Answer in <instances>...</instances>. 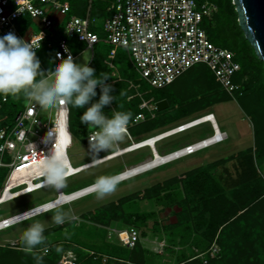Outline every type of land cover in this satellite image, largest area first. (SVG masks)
<instances>
[{"label": "rangeland", "instance_id": "rangeland-1", "mask_svg": "<svg viewBox=\"0 0 264 264\" xmlns=\"http://www.w3.org/2000/svg\"><path fill=\"white\" fill-rule=\"evenodd\" d=\"M202 1L212 2L211 0ZM202 1L198 0L199 3ZM25 29V26L21 27L22 32H24ZM47 31L50 32L49 29ZM211 35L213 36V42L217 45L224 43V41L229 42V46L238 52L242 64L254 70L248 72L250 76L249 83H251V91L256 90L259 94V105L256 107V110L247 108L249 106V95L242 96L236 93L235 96L232 97L229 96L227 92H222L223 94L220 93V102L218 104L205 106L195 112V117L209 112L214 113L220 128L228 133L229 137L225 142L201 150L185 158L163 164L164 166L161 165L151 171L122 181L117 186V190L114 193L106 196L102 200L97 199L94 193L59 207L71 217V220L62 226H56L52 222L55 208L53 212L49 211L34 217V219L26 220L8 229L2 230L0 231V245H8L10 247L21 246L20 238L23 231L31 223L39 221L45 225V236L48 240L47 246H51L57 242L70 241L89 248L88 250H97L123 258H129L131 254L130 248L117 246L116 249L111 247L112 245H117L116 243H118V240L116 239L117 236L109 231L112 232V230L119 227V225L114 224L110 227H108V225L104 226V224L98 220L96 210L103 205L111 202H118L120 199L130 195L136 193L143 194L146 189L170 179V186L156 193L157 195L155 197L144 198L141 195L137 199L129 200L123 204L125 212L128 216L132 217V224L140 233V243L143 246L146 264H179L181 261L193 256V254L197 255L201 249H205L204 247H200L203 245L207 248V253L203 252L205 254L199 258L202 259L205 264V260H208L209 256L212 257L211 254L215 253V250H218L219 253L221 247L219 241H217L218 232L216 233V229L214 232L211 231L215 228L216 223L219 224L227 217L226 215L220 214L221 212L219 210L221 208H226L228 210V216H232L233 214L236 215L240 209L245 207L248 208L250 204L255 201L256 194L261 191L263 186L257 181V178L252 175L251 169L247 166L248 164L243 165L242 160H239V158L228 160L224 163H222V161L219 162V165L211 170V174L215 177L213 185V187H215V191L213 192L215 201L212 203L213 207H211V210L213 211V216L211 217L208 209L203 206L205 203L204 198L200 193L196 192L197 188L195 187L194 189L193 185L190 183L195 178L194 174L196 172L193 169L207 166L214 161L229 157L233 154H238L248 148H256L255 133L258 139L256 146L258 147L259 154L257 164L264 168V72L260 66L261 60L257 57L253 48L251 46L249 47L243 40L241 33H236L226 25L220 24L217 29L212 31ZM121 49L122 48H115L110 44L101 42V44H97L94 52L98 54L97 59L99 60V65H104L106 67L105 71L107 74L112 71V76L113 74H115L116 77L120 76L129 87L136 90L137 94L139 92L143 94L148 93V90L143 84H146V82L141 79L139 73L130 64V58L116 54V52H119ZM73 51L75 54L78 53L76 47H73ZM125 51L129 56L128 51ZM94 52L91 49L84 50L77 55L74 61L79 63L87 62L88 65H90L94 59ZM36 55L40 60L41 70L45 72L46 76L50 77L51 74L49 76L48 72H51V66H54L56 62L52 57L53 51L46 52L43 58H41L37 52ZM110 62L113 63V68L109 66ZM259 72H261V74ZM204 74L205 78H208V84L217 85L210 71H205ZM10 97L12 100L20 102L16 112L23 109L29 102L23 94ZM197 99L198 102L203 104H205L207 100L199 96ZM148 102L152 106L155 105L153 101ZM178 107L179 106H176L174 107L175 109L173 108V110L171 109L170 111L173 113L176 109L178 110ZM110 108L113 113L117 112L116 105H112ZM43 110L45 111V116H43V118L46 119V116L49 114V109ZM74 110L76 112V120H78L85 108H74ZM7 120V110L5 108L1 109L0 126ZM185 120L186 119L179 122H172L169 125L150 132L144 130L145 127H148V124H146L147 121H143L136 126L133 125L131 130L132 132L139 131L138 136H134V139L140 140L175 126ZM93 128V126H87L86 130L79 128V136L73 138V145L68 150L69 160L73 167H78L92 161L89 142H87L85 136ZM212 134L213 128L211 123H205L158 142L157 150L160 154H166L189 143H194L209 137ZM131 142L132 140L126 136L122 142L115 144L111 151H101L97 158L115 151L118 146L123 147ZM151 157L152 150L148 147L124 156H117V158L67 178V186L62 190L66 194L71 193L93 184L99 176L118 174ZM244 170H249L250 172L244 173ZM3 184L4 180H0V188L3 187ZM207 189H209V187L205 186V190ZM58 193V191L50 187H45L31 194L3 203L0 205V220L16 212L51 201L57 198ZM183 201L188 205L187 208L190 213V220L188 219L189 225L186 226L182 223H176L178 220L176 212L180 210L179 206ZM261 210L264 213V205L261 207ZM214 217L217 218L216 221ZM254 217L257 218L255 214L250 215L248 218L249 222L253 221ZM262 218H264V214ZM213 223H215V225ZM234 226L235 225L231 226L227 231L233 229ZM237 226H235V228H237ZM209 233L211 235L216 233L211 240H209L211 237ZM248 247L247 254L253 253L255 258H259L253 246L249 244ZM43 249H45V247ZM103 258L105 259L104 262L109 259L107 255ZM58 260L59 257H55L54 254L52 257L46 259L44 264H57L59 262Z\"/></svg>", "mask_w": 264, "mask_h": 264}, {"label": "built area", "instance_id": "built-area-1", "mask_svg": "<svg viewBox=\"0 0 264 264\" xmlns=\"http://www.w3.org/2000/svg\"><path fill=\"white\" fill-rule=\"evenodd\" d=\"M97 1L87 0L85 15L79 16L71 14L74 8L73 0H0V36L11 32L18 38L30 42L32 38L39 41L40 33H42L43 38L39 41L40 47L36 49L38 52L46 46L52 47L53 43L49 41L50 37L54 32L62 31L64 37L59 39L55 51L57 60L56 53H61L64 58L69 54L65 52V46L69 49L73 59H76L77 55L73 51L72 43L85 44L91 50H94L95 46L101 42L115 48H122L128 51L130 61L141 79L155 89H162L173 84L190 69L203 64L214 72L216 79L229 96L233 97L236 93L243 95L244 80L237 82L234 79L242 69L236 53L214 43L204 25L205 21L210 20L218 11L216 3L202 0L201 3L198 0H112L106 8L108 15L98 16L93 14ZM24 20H33L37 24L25 25L26 32H22L23 24L21 22ZM48 29L50 32L47 31ZM110 65L114 66L113 63ZM97 87L100 88L99 85ZM138 95L142 99L141 111L129 123L127 136L131 140L133 139L131 132L133 125L136 126L156 116V106L150 105L143 93L139 92ZM9 98V96L7 99L0 98V110L9 101ZM43 116H45V111L35 102L29 101L23 109L16 113L12 122L6 121L0 126V174L5 173L4 184L0 188V205L45 188L40 186L43 177L39 164L53 150L56 138L65 153L70 172L72 165L68 150L73 145L74 138L70 128V105L63 103L56 108H49L46 119ZM202 116L189 118L170 129L133 141L122 149L118 148L115 152L99 157V160H92L75 167V173L68 175V178L99 164L87 167L89 165L113 156L121 150L142 145L151 138L162 137L158 141L160 142L200 126L202 124H192L204 118ZM211 126L213 134L209 137L162 155L161 158L171 157L165 164L193 155L228 139L226 131L215 128L212 123ZM52 130L54 131L52 137L45 142L46 134ZM96 131L98 129L93 128L88 132L87 142H89V136L94 135ZM171 132L175 133L163 137ZM218 133L221 138L216 139ZM213 139L216 140L211 145L207 143ZM156 158L155 151H152L151 158L134 166ZM25 168L29 170L27 174L13 181L14 173ZM128 169L126 171H130ZM259 172L264 178V168H259ZM122 173L124 171L120 174ZM93 184L68 194L60 190L57 198L51 201L4 217L0 220V231L29 220L15 217L22 213L30 211L29 216L34 218L47 213L44 207L46 205H51L55 209L72 203L69 199L73 195H77L75 198L77 201L78 198L80 200L86 195L94 194L92 191L82 194L90 190ZM25 189L28 192L22 191ZM16 193L18 195L13 197ZM66 197L67 199L59 202ZM109 232L114 233L118 242L126 248H134L141 240L140 233L135 226L117 227ZM48 252L49 247L44 249V254ZM215 253L219 254L218 250H215ZM215 253L211 255H217ZM90 254L100 255L92 250ZM105 256L103 255V257ZM77 260L76 252L68 250L63 254L58 264H78ZM103 260L105 259L103 258Z\"/></svg>", "mask_w": 264, "mask_h": 264}, {"label": "trees", "instance_id": "trees-1", "mask_svg": "<svg viewBox=\"0 0 264 264\" xmlns=\"http://www.w3.org/2000/svg\"><path fill=\"white\" fill-rule=\"evenodd\" d=\"M211 1L218 5V11L213 15V17L210 20L205 21L204 25L212 41H213V36L211 35L212 31L214 29H217L220 24H224L227 27H229L232 31H235L236 33L239 34L241 33L243 40L250 47L251 46L250 43L245 38V35L239 26L238 15L235 9V5L233 4V0H211ZM78 2L81 8L78 7V10H76L75 13L83 14L82 7L85 3V0H78ZM107 4L108 2L106 0L97 1L95 6L96 15L98 16L108 15L107 10L105 9ZM76 5H77V0H75L74 2V6ZM218 45L230 49L236 53L237 59L242 65V69L235 76L234 79L237 82H242L244 80L242 84V91H243L242 96L249 95L250 96L249 106L247 108L256 110L257 109L256 107L259 105V94L256 90L251 91V83H249L250 76L248 75V72L253 69H249L242 64L238 52H236L234 49H232L229 46V42L224 41V43ZM48 51L51 52V50L43 49V50H39L37 53L40 55L41 58H43L46 55V52ZM124 51H125L124 49H121L119 50V52H116V54L121 56H127L129 58L126 51L125 52ZM97 56L98 54L94 52L93 55L94 59L91 62L90 67H93L95 69L97 75L106 74L109 76L108 79L105 81V83L112 85L113 88L112 94L116 96V101H113L111 104L105 106L104 108L105 113L111 116L113 112L111 111L110 107L112 105H116L117 111H124V112L130 111L133 114V118H134L141 111L140 109V104L142 103L141 97L137 94L136 90L133 89L132 87H129L127 83L121 79L120 76L116 77L115 74H113L112 76L111 74L112 71L107 74L105 71L106 67L104 65L103 66L99 65L98 62L99 60L97 59L98 58ZM52 57L53 58L55 57L54 54ZM130 64L132 65L131 61ZM260 66L264 72L263 61H261ZM53 67L54 66H51V68ZM205 71L211 72L218 86L216 84L210 85L207 83L208 78H205V74H204ZM259 73L261 74V72ZM143 84L148 90V93L143 94L146 100L153 101V103H156L161 99L167 98L170 103V107L168 109H165L163 111L155 110L156 113L155 118H151L146 122V124H148L147 125L148 127L147 128L145 127L144 129L146 132H150L157 128L164 127L166 125L171 124L172 122H177V121L179 122L183 119L187 120L189 118L195 117L194 116V114H196L195 112L199 111L201 108L205 106L207 107L210 105L212 106L214 104H218L220 102V95H221L220 93L225 92L222 86L220 85V83L218 82V80L216 79L214 72L207 65H203V64L197 65L194 68L190 69L177 81H175L173 84L165 88L155 89V88H151L148 83L146 84L143 83ZM96 91H97V95L96 97L93 98L92 102H96L99 100L101 94L100 88H96ZM198 96L207 99L205 104L198 102L197 99ZM19 105L20 102L16 100L15 101L12 100L11 97L9 98V101L4 105L3 109L5 108L8 113L7 122L13 121L16 113L18 112V111L16 112V110L19 107ZM176 106H179L178 110L176 109V111H173L172 113L170 110L171 109L173 110V108ZM87 107L88 105L84 107L85 110ZM70 108H71L70 128L73 133V136L78 137L79 136L78 129L82 128L86 130L87 125L81 124L80 118L76 120L77 119L76 112L71 105ZM132 134L137 135L139 134V131H133ZM257 140L258 139L256 138V133H255L256 148H248L246 150L239 152L238 154H233L230 155L229 157H225L217 161H214L213 163L208 164L207 166L193 169L196 172L194 174L195 178L190 183L191 185H193L194 189L195 187L197 188L196 192L200 193L204 198L205 203L203 206H205L206 209H208L211 217L213 216V211L211 210V207H213L212 203L213 201H215V196L213 194V192L215 191V187H213L215 177L211 174V170L215 169L219 165V162L222 161V163H224L225 161L239 158V160H242L243 165L248 164L247 166H249V169H251L252 175H254L255 178H257V181L260 182L261 185L263 186L261 191H259L258 194H256L255 201L252 204H250L248 208L245 207L240 209L238 213H236V215L233 214L232 216L230 215L228 216V210L226 208H221L219 210L221 212L220 214L226 215L227 217L224 220H222L219 224L216 223L215 225V223H213L215 225V228L211 231L214 232L216 229V233L218 232L217 241H219L221 251L216 256H212V257L209 256L206 264H264V218H262L264 213L261 210V207H263L264 205V178L261 176L259 172V168H262V166L260 167L257 164L259 160L258 147L256 146ZM248 172L250 171L244 170V173H248ZM4 174H5L4 172L0 174V180H4L3 178ZM170 183L171 182L169 179L163 183L157 184L151 188L146 189L143 194L136 193L128 197L122 198L118 202H111L106 205H103L96 210L97 218L101 223L104 224V226L108 225V227L114 224H118L119 227L134 226L131 220L132 217L128 216V214L125 212L123 208V204L129 200L137 199L141 195L144 198H153L157 195L156 193L162 191V189H164L165 187H169ZM205 186H208L209 189L205 190ZM187 206L188 205L186 204V202L184 203V201L179 206L180 210L176 212L178 219L176 223H182L185 226L189 225L188 219L190 218V213L188 211ZM254 214L257 216V218L254 217L253 221L249 222L248 220L249 216ZM216 219L217 218H215V221ZM233 225L235 226L238 225V226L237 228H235L234 226L233 229L227 231ZM216 233L212 235L209 233V235L211 236L209 240L214 238ZM140 241L136 244L134 248L130 249L131 254L129 258H123L117 255L108 254L97 250L95 252L99 253L100 256L91 255L90 254L91 250H88L89 248L83 247L81 245H78L70 241L57 242L52 244L51 246H47L49 247V252L47 254H44V249H43L44 246H40L35 251H37L40 255L43 256V262L46 259L52 257L54 254L55 257H59L58 261H60L63 254L66 251L73 250L76 252L78 256V260H77L78 264H146L143 246L141 245ZM116 244L117 245L115 246L112 245L111 247L116 249L117 246L123 247L119 242ZM249 244H251V246H253V248L256 250V253L259 256V258L258 257L255 258L253 253L247 254V251L249 249L248 247ZM57 245L62 246L63 248L62 253L58 254L55 251V246ZM200 247H204L205 249H201V251L197 255L193 254V256L188 257L186 260L181 261L179 264H186V263L205 264L204 261L199 257H201L200 255L203 252L207 253L206 251L207 248L204 245ZM103 255H107L109 257V259L106 262H104L103 260ZM0 264H35V260L33 258L32 252L25 250L22 246L10 247L8 245L6 246L0 245Z\"/></svg>", "mask_w": 264, "mask_h": 264}, {"label": "clouds", "instance_id": "clouds-1", "mask_svg": "<svg viewBox=\"0 0 264 264\" xmlns=\"http://www.w3.org/2000/svg\"><path fill=\"white\" fill-rule=\"evenodd\" d=\"M42 38L40 33L39 41ZM39 41L32 38L30 42H26L11 32L0 36V98L7 99L8 96L16 97L23 94L41 109L56 108L63 103L74 108H84L88 105L80 116V122L98 129L94 135L89 136V148L92 160H99L97 157L101 151L109 152L115 144L125 139L133 114L130 111H117L111 116L105 113V106L116 101V96L112 94V85L105 83L109 76L97 75L95 69L87 62H75L67 46H65V52L69 53L67 57L56 53L58 62L52 68L51 76H46L36 55V49L40 47ZM98 85L101 91L99 100L92 102L97 95ZM53 132L52 130L46 134L45 142L52 137ZM39 168L43 177L40 186L50 187L56 191L67 186L69 165L57 138L53 150L40 162ZM121 180V175L99 176L91 186V191L95 193L97 199L102 200L117 190ZM22 191L28 192L27 189ZM16 195L18 193L13 197ZM44 207L45 212H53L51 205ZM29 213L30 211L15 217L34 219ZM70 220L71 217L62 208L55 209L52 216L54 225L62 226ZM20 239L21 246L32 252L35 264H44L43 256L35 250L40 246L47 247L45 225L39 221L31 223L23 231ZM55 251L58 254L62 253V246H55Z\"/></svg>", "mask_w": 264, "mask_h": 264}, {"label": "water", "instance_id": "water-1", "mask_svg": "<svg viewBox=\"0 0 264 264\" xmlns=\"http://www.w3.org/2000/svg\"><path fill=\"white\" fill-rule=\"evenodd\" d=\"M238 23L257 57L264 62V0H233ZM156 110L170 107L167 98L155 103Z\"/></svg>", "mask_w": 264, "mask_h": 264}, {"label": "bare ground", "instance_id": "bare-ground-1", "mask_svg": "<svg viewBox=\"0 0 264 264\" xmlns=\"http://www.w3.org/2000/svg\"><path fill=\"white\" fill-rule=\"evenodd\" d=\"M209 114H210V115H209ZM207 115H208V116H207ZM202 117H204V118H202V119L196 121V122H195L194 124H192V125H195V124H203V123L208 122V123H212V125H214L215 128H217V129L220 128L219 123H218V121H217V119H216V116H215L214 114H211V112L206 113V114H203ZM175 132H177V131H175ZM175 132L168 133V134L164 135L163 137L170 136L171 134H174ZM219 137L221 138V135L218 133V135L216 136V139L219 138ZM150 138H151V137H150ZM161 138H162V137H160V138H151V139H149L148 141H146L145 143H143L142 145L134 146V147L129 148V149H127V150H121V151H119L118 153H116L115 155L110 156V157H108V158H106V159H104V160H102V161H100V162H96V163H94V164H92V165H89V166H87V167H90V166H93V165H97V164H101V162H105V161H108V160H112L113 158H117V156L119 157V156H122L123 154L131 153V152H133L135 149L147 145L148 148H151L152 151H155L157 158H156V159H153V160H151V161H147V162H145V163H143V164H141V165L139 164V165H137V166L130 167V168L128 169V170H130V171H126V170H125L124 173H122V174L119 173L118 175H121V176H122V180H121V182H122V181H125V180H127V179H130V178H133V177H135V176H138V175H140V174H143V173H145V172L151 171V170H153V169H155V168H157V167H159V166L165 164V162L168 161V160H170L169 158H171V157L161 158L162 155H161L160 153H158V150H157V146H156V144H157V142H158ZM216 139H215V140H216ZM215 140L213 139V140L207 141V143H210V145H211L212 142H214ZM143 148H145V147H143ZM121 149H122V148H121ZM87 167H86V168H87ZM74 168H75V167L71 166V169H70L69 175L75 173ZM28 171H29V170H27V169L25 168V169H23V170H21V171H17V172H15L14 175H13V181L18 180L21 176H25V174H27ZM15 183H17V182H15ZM88 192H91V189L85 191V192L82 193V194H85V193H88ZM82 194H80V195H82ZM76 196H77V195H73V196H71L70 199H69V201H71V202L76 201V200H75V198H77ZM86 196H88V195H86ZM86 196H84V197H86ZM84 197H83V198H84ZM65 199H67V197L64 198V199H61L59 202H62V201L65 200ZM78 200H79V198H78ZM59 202H58V203H59ZM63 264H64V263H63Z\"/></svg>", "mask_w": 264, "mask_h": 264}, {"label": "crops", "instance_id": "crops-1", "mask_svg": "<svg viewBox=\"0 0 264 264\" xmlns=\"http://www.w3.org/2000/svg\"><path fill=\"white\" fill-rule=\"evenodd\" d=\"M98 1H99V0H98ZM106 1H107L108 3H110L112 0H106ZM74 2H75V0H73V3H74ZM96 3H97V2H96ZM96 3H95V5H94V10H93V14H94V15H96V13H95V12H96V10H95ZM107 6H108V4H107ZM107 6H106V8H107ZM78 7L81 8V6L79 5V2H78V0H77V5L74 6V8H73L71 14H75V15H79V16H83V15H85V9H86V7H87V0H85V3H84V5H83V7H82L83 14L75 13L76 10H78ZM106 8H105V9H106ZM82 10H81V11H82ZM21 23L23 24V26H25V25L27 26V25H29V24H33V25H34V24H35V25L37 24L36 22L34 23L33 20H24V21L21 22ZM26 26H25V27H26ZM24 32H26V31H24ZM62 37H64L62 31H61V32H54L53 35H52V37H50V39H49V41L53 43V46H52V47H48V46H46V47H44L43 49H44V50H53V52H54L53 54H54V56H55V51H56V48H57V43H58L59 39L62 38ZM99 44H101V43H99ZM99 44H98V45H99ZM96 46H97V45H96ZM96 46H95V47H96ZM73 47H76L77 50H78V53H76V55H79L82 51L88 49V47H87L85 44L72 43V48H73ZM43 49H42V50H43ZM93 52H94V50H93ZM93 55H94V54H93ZM54 59L56 60V62H55V64H56V63L58 62V60L56 59V57H54ZM110 63H111V62H110ZM110 63H109V66H111ZM89 66H90V65H89ZM111 67H112V66H111ZM112 68H113V67H112ZM50 74H51V73L48 72V75H50ZM97 88H98V87H97ZM215 116H216V115H215ZM175 126H176V125H175ZM173 127H174V126H173ZM170 128H172V127H170ZM170 128H168V129H170ZM166 130H167V129H166ZM163 131H165V130H163ZM131 132H132V130H131ZM161 132H162V131H161ZM126 136H127V135H126ZM132 136H133L132 142H133V141H138V140H135V139H134V138H135L134 136L137 137L138 134H137V135H133V134H132ZM127 137H128V136H127ZM128 138H129V137H128ZM130 140H131V139H130ZM132 142H131V143H132ZM131 143H129V144H131ZM129 144H128V145H129ZM126 146H127V145H126ZM156 146H157V145H156ZM123 147H125V146H123ZM123 147H119V146H118L117 149H118V148L121 149V148H123ZM145 148H146V147H145ZM117 149H116V150H117ZM116 150H115V151H116ZM115 151H113V152H115ZM111 153H112V152H111ZM158 153H159V152H158ZM108 154H110V153H108ZM128 154H129V153H128ZM106 155H107V154H106ZM125 155H126V154H125ZM161 155H164V154H161ZM104 156H105V155H104ZM122 156H124V155H122ZM119 157H120V156H119ZM148 159H149V158H148ZM146 160H147V159H146ZM144 161H145V160H144ZM142 162H143V161H142ZM163 166H164V165H163ZM120 173H121V172H120ZM118 174H119V173H118ZM115 175H117V174H115Z\"/></svg>", "mask_w": 264, "mask_h": 264}]
</instances>
